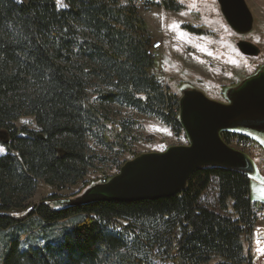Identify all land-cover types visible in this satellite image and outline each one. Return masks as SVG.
I'll return each mask as SVG.
<instances>
[{"label":"trees","instance_id":"obj_1","mask_svg":"<svg viewBox=\"0 0 264 264\" xmlns=\"http://www.w3.org/2000/svg\"><path fill=\"white\" fill-rule=\"evenodd\" d=\"M62 1L0 0V132L8 140H0L7 149L0 155V264H150L151 250L173 264H256L243 238L257 231L264 202L251 200L241 170L198 168L178 194L155 200L75 204L72 195L51 193L29 202L39 181L75 185L92 168L119 170L125 154H140L133 143L148 138L136 132L137 120L106 106L156 118L186 137L179 97L151 73L136 0ZM155 3L180 8L175 0ZM23 116L36 129H18ZM219 134L228 145L253 143ZM211 178L219 208L232 218L200 204Z\"/></svg>","mask_w":264,"mask_h":264},{"label":"rangeland","instance_id":"obj_2","mask_svg":"<svg viewBox=\"0 0 264 264\" xmlns=\"http://www.w3.org/2000/svg\"><path fill=\"white\" fill-rule=\"evenodd\" d=\"M159 1L136 6L148 27L147 47L153 41H162V48L153 56L154 66L151 73L169 92L180 97L183 89L195 88L208 98L225 103L226 90L240 83L264 63V0H245L253 16V27L243 35L237 34L228 26L216 0H175L180 7L177 11L165 9L155 3ZM55 2L59 7L65 6L62 0ZM187 25L198 27L203 32H192L186 29ZM240 40L257 46L259 53L256 56L243 55L237 48ZM105 108L113 116L137 120L136 132L148 138L146 142L133 143V149L139 153L159 152L169 146L187 144L186 137L182 134L175 135L156 118L116 105ZM14 124L18 129H36L35 121L30 116H23ZM240 132L250 137L253 143L244 145L233 141L230 146L244 152L251 161L253 171L248 173L250 198L264 202V132L248 129H240ZM0 148L4 149L0 155L7 152L1 142ZM131 158L125 154L122 160ZM101 168L90 169L88 175L75 185L56 188L39 181L29 202L36 204L51 193L72 195V199L76 198L88 187L102 183L104 178H110L118 172L110 164ZM217 197L216 179L211 178L199 197L200 204L216 214L232 218L230 209L219 208ZM257 227V231L248 241L246 237L243 238L244 247L247 251H255L256 264H264V214L259 216ZM114 229L120 230V227L114 226ZM148 260L150 264H173L158 257L154 250H151Z\"/></svg>","mask_w":264,"mask_h":264},{"label":"water","instance_id":"obj_3","mask_svg":"<svg viewBox=\"0 0 264 264\" xmlns=\"http://www.w3.org/2000/svg\"><path fill=\"white\" fill-rule=\"evenodd\" d=\"M228 26L237 34L248 33L253 16L245 0H216ZM239 51L256 56L254 44L240 40ZM228 102L208 98L195 88L183 89L178 119L187 144L169 146L159 152L140 153L124 161L118 172L84 190L72 203L97 201L131 202L169 197L182 191L191 174L204 166L253 171L247 155L226 144L221 130L245 127L264 132V63L259 70L225 93ZM0 140L8 142L0 132Z\"/></svg>","mask_w":264,"mask_h":264},{"label":"built area","instance_id":"obj_4","mask_svg":"<svg viewBox=\"0 0 264 264\" xmlns=\"http://www.w3.org/2000/svg\"><path fill=\"white\" fill-rule=\"evenodd\" d=\"M155 0H136V4L140 5V4H146L148 2H154ZM157 1V0H156ZM163 44L161 40H157V41H153L150 43L149 48H148V53L151 56L155 55V52L160 50L162 48Z\"/></svg>","mask_w":264,"mask_h":264},{"label":"flooded vegetation","instance_id":"obj_5","mask_svg":"<svg viewBox=\"0 0 264 264\" xmlns=\"http://www.w3.org/2000/svg\"><path fill=\"white\" fill-rule=\"evenodd\" d=\"M262 66V64L259 66V67H257L251 74H249V75H247L246 77H248V76H250V75H253V74H255L258 70H259V68ZM241 82V81H240ZM239 84V83H238ZM237 84V85H238ZM236 86V85H235ZM230 88V87H229ZM228 88V89H229ZM227 89V90H228ZM226 90V91H227ZM226 102H228V101H226ZM225 102V103H226ZM240 129H248V130H252V129H249V128H245V127H237V128H234V129H227L226 131H231V132H236V133H238V134H243V133H241L240 132ZM253 131H255V130H253ZM257 132H259V131H257Z\"/></svg>","mask_w":264,"mask_h":264},{"label":"snow or ice","instance_id":"obj_6","mask_svg":"<svg viewBox=\"0 0 264 264\" xmlns=\"http://www.w3.org/2000/svg\"><path fill=\"white\" fill-rule=\"evenodd\" d=\"M37 131H39V129H37ZM3 151H4V149L0 148V152H3Z\"/></svg>","mask_w":264,"mask_h":264}]
</instances>
